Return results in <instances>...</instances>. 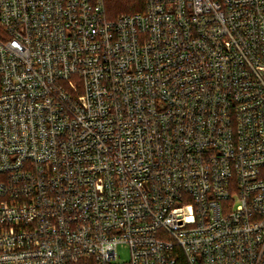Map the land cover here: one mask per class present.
Segmentation results:
<instances>
[{"label": "built area", "instance_id": "1", "mask_svg": "<svg viewBox=\"0 0 264 264\" xmlns=\"http://www.w3.org/2000/svg\"><path fill=\"white\" fill-rule=\"evenodd\" d=\"M144 2L0 0V264H264V0Z\"/></svg>", "mask_w": 264, "mask_h": 264}, {"label": "trees", "instance_id": "2", "mask_svg": "<svg viewBox=\"0 0 264 264\" xmlns=\"http://www.w3.org/2000/svg\"><path fill=\"white\" fill-rule=\"evenodd\" d=\"M109 19L115 20L120 15L138 14L145 10L144 0H105Z\"/></svg>", "mask_w": 264, "mask_h": 264}, {"label": "rangeland", "instance_id": "3", "mask_svg": "<svg viewBox=\"0 0 264 264\" xmlns=\"http://www.w3.org/2000/svg\"><path fill=\"white\" fill-rule=\"evenodd\" d=\"M118 252L121 255L122 261H128L130 258V252L127 245H120L118 248Z\"/></svg>", "mask_w": 264, "mask_h": 264}]
</instances>
